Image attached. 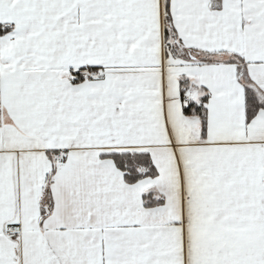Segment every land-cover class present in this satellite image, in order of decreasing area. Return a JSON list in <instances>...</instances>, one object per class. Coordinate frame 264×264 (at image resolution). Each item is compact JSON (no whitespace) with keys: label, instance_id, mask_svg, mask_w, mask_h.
Returning a JSON list of instances; mask_svg holds the SVG:
<instances>
[{"label":"snow or ice","instance_id":"snow-or-ice-1","mask_svg":"<svg viewBox=\"0 0 264 264\" xmlns=\"http://www.w3.org/2000/svg\"><path fill=\"white\" fill-rule=\"evenodd\" d=\"M0 264H264V0H0Z\"/></svg>","mask_w":264,"mask_h":264}]
</instances>
